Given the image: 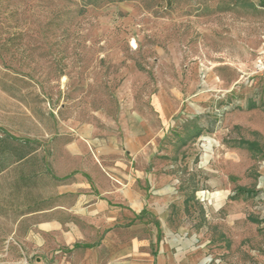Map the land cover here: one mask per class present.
I'll return each instance as SVG.
<instances>
[{"label": "rangeland", "instance_id": "1", "mask_svg": "<svg viewBox=\"0 0 264 264\" xmlns=\"http://www.w3.org/2000/svg\"><path fill=\"white\" fill-rule=\"evenodd\" d=\"M119 105L160 132L138 219L56 189L61 136ZM262 112L264 0H0V128L33 150L0 175V264H264Z\"/></svg>", "mask_w": 264, "mask_h": 264}, {"label": "crops", "instance_id": "2", "mask_svg": "<svg viewBox=\"0 0 264 264\" xmlns=\"http://www.w3.org/2000/svg\"><path fill=\"white\" fill-rule=\"evenodd\" d=\"M161 119L163 124H168L167 116ZM105 123L109 127L101 126L97 120L71 126L67 139L61 136L63 141L55 148L53 163L60 181L56 186L57 193L75 195L76 198L86 196L98 203H118L119 206L109 207H119L123 215L131 213L138 219L146 210H137L133 205L141 204L142 179L148 177L141 168L140 159L148 156L147 151H152L160 132L154 130L139 110L126 109L122 105H119L115 117ZM249 125L251 130L264 135V121H251ZM123 204L128 208L121 206ZM55 207L58 206L37 208L34 212ZM65 209L80 214L108 213L107 208L97 206ZM156 223L159 229V223ZM158 259L159 255L153 254L152 264H158Z\"/></svg>", "mask_w": 264, "mask_h": 264}, {"label": "trees", "instance_id": "3", "mask_svg": "<svg viewBox=\"0 0 264 264\" xmlns=\"http://www.w3.org/2000/svg\"><path fill=\"white\" fill-rule=\"evenodd\" d=\"M251 107H254V104H251ZM247 145L250 149L255 147L252 143ZM32 151L28 141L19 139L0 128V174L10 169L12 165L25 161Z\"/></svg>", "mask_w": 264, "mask_h": 264}]
</instances>
